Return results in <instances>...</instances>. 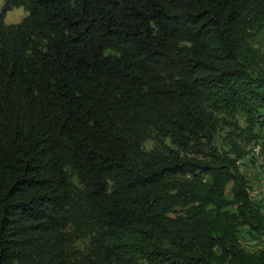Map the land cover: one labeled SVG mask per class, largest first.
<instances>
[{
    "label": "trees",
    "instance_id": "16d2710c",
    "mask_svg": "<svg viewBox=\"0 0 264 264\" xmlns=\"http://www.w3.org/2000/svg\"><path fill=\"white\" fill-rule=\"evenodd\" d=\"M263 33L264 0H5L0 264H264Z\"/></svg>",
    "mask_w": 264,
    "mask_h": 264
},
{
    "label": "rangeland",
    "instance_id": "374dc122",
    "mask_svg": "<svg viewBox=\"0 0 264 264\" xmlns=\"http://www.w3.org/2000/svg\"><path fill=\"white\" fill-rule=\"evenodd\" d=\"M5 0H0V12L3 8ZM27 16V12L23 8L14 9L11 12H8L5 17V23L7 25L18 24ZM258 47L262 49L264 52V33L261 35ZM240 127L245 129L248 125L245 118L243 116H239ZM229 129L224 128L217 136L214 145L220 151H227L228 146L226 143V137H228ZM255 133L262 137L258 145L254 143L249 148L250 153L246 156L241 162V170L249 180L250 184V195L254 202H256L260 208L262 213L264 214V151L262 152V148L264 145V127L258 126L255 128ZM240 141V138H237ZM154 146L153 142H147L146 148L151 149ZM232 184L228 186L227 196L231 198L232 193ZM88 241V240H87ZM241 244L249 251H254L260 247H262V239L261 237L252 232L248 228L241 229ZM85 242L83 240L78 241L75 244L76 249H84Z\"/></svg>",
    "mask_w": 264,
    "mask_h": 264
}]
</instances>
